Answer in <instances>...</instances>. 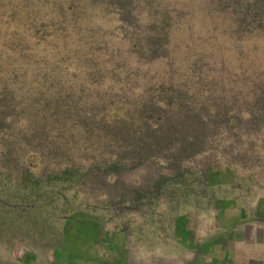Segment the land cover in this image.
Wrapping results in <instances>:
<instances>
[{"label": "rangeland", "instance_id": "1", "mask_svg": "<svg viewBox=\"0 0 264 264\" xmlns=\"http://www.w3.org/2000/svg\"><path fill=\"white\" fill-rule=\"evenodd\" d=\"M1 99L0 264H264V0H0Z\"/></svg>", "mask_w": 264, "mask_h": 264}, {"label": "trees", "instance_id": "2", "mask_svg": "<svg viewBox=\"0 0 264 264\" xmlns=\"http://www.w3.org/2000/svg\"><path fill=\"white\" fill-rule=\"evenodd\" d=\"M3 99L5 100V99H7V98H3ZM2 101H3V100L1 99V100H0V103H2ZM6 102H7V101H6Z\"/></svg>", "mask_w": 264, "mask_h": 264}]
</instances>
